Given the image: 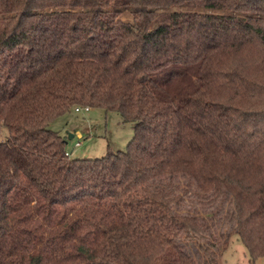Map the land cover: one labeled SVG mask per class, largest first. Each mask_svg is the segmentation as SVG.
Segmentation results:
<instances>
[{
  "label": "trees",
  "instance_id": "16d2710c",
  "mask_svg": "<svg viewBox=\"0 0 264 264\" xmlns=\"http://www.w3.org/2000/svg\"><path fill=\"white\" fill-rule=\"evenodd\" d=\"M76 106L125 148L68 157ZM226 232L264 257V0H0V264H220Z\"/></svg>",
  "mask_w": 264,
  "mask_h": 264
},
{
  "label": "rangeland",
  "instance_id": "374dc122",
  "mask_svg": "<svg viewBox=\"0 0 264 264\" xmlns=\"http://www.w3.org/2000/svg\"><path fill=\"white\" fill-rule=\"evenodd\" d=\"M48 127L60 134H72L64 144L68 157H98L106 150H123L132 134L129 121H124L116 111L100 108L58 115L49 121ZM220 241L225 245L219 256L220 264H264V257L249 261L236 235L226 232Z\"/></svg>",
  "mask_w": 264,
  "mask_h": 264
},
{
  "label": "built area",
  "instance_id": "2783aa9c",
  "mask_svg": "<svg viewBox=\"0 0 264 264\" xmlns=\"http://www.w3.org/2000/svg\"><path fill=\"white\" fill-rule=\"evenodd\" d=\"M73 110H74L75 112H77V111H87V110H88V107H87V106H84V107L76 106V107L73 108ZM75 144H77V142H76ZM65 154L68 155L67 152H65Z\"/></svg>",
  "mask_w": 264,
  "mask_h": 264
},
{
  "label": "water",
  "instance_id": "95a60500",
  "mask_svg": "<svg viewBox=\"0 0 264 264\" xmlns=\"http://www.w3.org/2000/svg\"><path fill=\"white\" fill-rule=\"evenodd\" d=\"M71 138H72V134L71 133H67L66 140L67 139H71Z\"/></svg>",
  "mask_w": 264,
  "mask_h": 264
}]
</instances>
